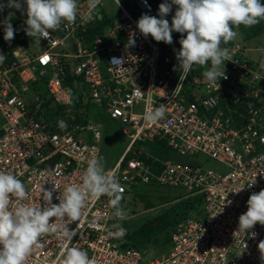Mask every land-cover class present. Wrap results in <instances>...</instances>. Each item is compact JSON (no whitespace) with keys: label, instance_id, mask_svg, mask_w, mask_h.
Masks as SVG:
<instances>
[{"label":"built area","instance_id":"built-area-1","mask_svg":"<svg viewBox=\"0 0 264 264\" xmlns=\"http://www.w3.org/2000/svg\"><path fill=\"white\" fill-rule=\"evenodd\" d=\"M127 1L134 13L114 0L119 9L114 19L99 10L100 4L94 19L86 21L87 0H77L75 23L61 24L48 40L27 36L22 25L13 26L14 39L6 42V17L0 14V54L6 57L0 63V171L17 176L35 205H44L42 187L57 185L52 202L58 204L68 184L81 182L88 160L101 156L100 134H94L93 142L83 134L94 131L93 120L106 116L122 125L128 139L121 157L106 170L115 172L124 188L123 209L127 196L160 188L176 190L173 197L179 202L201 198L202 206L194 210L195 218H183L169 229L168 253L148 260L144 251L128 245L127 232L122 239L108 234L112 224L122 221L113 217L109 198L102 196L88 203L79 226L67 225L69 230L78 227L71 242L45 236L46 248L27 264H58L65 244L87 251L97 264H264L258 249L264 225L238 231L250 195L264 189V46L254 50L257 57L239 45L228 47V78L213 87L197 81L203 93L196 95L186 86L188 75L180 80L181 73L172 66L182 34L173 31V43L166 44L150 35L144 38L137 28L144 13L159 18L164 0H147V5ZM176 7L165 17L170 25ZM107 19L113 23L97 31ZM89 30L95 33L91 36ZM133 35L135 45L126 47ZM113 57L124 58L121 67L111 63ZM42 89L53 104L48 110L42 107ZM75 91L80 109L71 106ZM161 104L165 118L146 123V110ZM46 114L54 117L46 120ZM60 120L66 129L58 126ZM137 142L161 144L181 157L206 155L223 168H209L198 158L192 165L154 155L137 149ZM55 156L58 160L48 168Z\"/></svg>","mask_w":264,"mask_h":264},{"label":"clouds","instance_id":"clouds-1","mask_svg":"<svg viewBox=\"0 0 264 264\" xmlns=\"http://www.w3.org/2000/svg\"><path fill=\"white\" fill-rule=\"evenodd\" d=\"M144 3L147 5V0ZM100 4L101 0H87L86 21L94 19ZM173 5L177 7L170 25L165 17L172 11ZM6 8L25 13L26 35L40 40H48L51 32L65 22L69 25L75 23L78 15L77 0H3L0 12ZM11 19L12 14L9 13L4 23L3 38L9 43L16 31ZM262 20L264 4L261 0H164L159 5V18L144 13L137 21V28L144 38L150 35L155 41L166 44L173 43V31L182 34L179 40L181 48L176 52L178 65L174 66V70L179 69L182 80L187 78L194 65L201 66L205 68L203 76L209 87H213L221 78H228L225 62L232 59L230 49L221 45L236 39L238 32L234 29L241 25L252 27ZM185 33L186 36L183 35ZM134 45L133 35L126 47ZM5 59V55L0 54V63ZM111 63L121 67L124 58L113 57ZM137 94H142V91ZM165 113L166 106L161 104L146 110L143 119L154 124L164 119ZM58 126L62 130L67 128L63 120L58 121ZM57 188V185L51 190L42 187L44 205H35L30 202L29 192L17 176L0 171V264H27L34 253L46 248L43 237L47 235L55 234L71 242L78 233V227L69 230L67 225L78 222L79 226V222L87 216L88 203L102 196L109 198L114 218L118 221L127 219L128 213L121 207L124 188L115 172L105 170L102 156L88 160L81 182L68 184L57 197L58 204L52 202ZM257 223L264 225V189L250 195L247 211L239 216L238 231H250ZM108 234L122 239L126 229L117 222L111 225ZM258 249L264 261V241L258 244ZM57 260L58 264H97L95 258H89L87 251L69 244L64 245Z\"/></svg>","mask_w":264,"mask_h":264},{"label":"rangeland","instance_id":"rangeland-1","mask_svg":"<svg viewBox=\"0 0 264 264\" xmlns=\"http://www.w3.org/2000/svg\"><path fill=\"white\" fill-rule=\"evenodd\" d=\"M0 2H3V0H0ZM120 2L126 6L130 13H134V8H131V5L127 0H120ZM101 6L102 7H99V10L101 8L100 11H102V13L106 14L108 17L113 16L114 19L115 16L118 15L119 9L114 0H102ZM9 13L12 14V19L10 22L14 27L19 28L22 25H25V13L17 11L14 8H6L3 12H0V14L5 15L6 19L8 18ZM235 31L238 32V35L234 40V44L241 46V48L247 49L256 47L260 44L262 45V42H264V35L262 37L256 38L255 40L252 39L250 41H244L242 32L239 29H236ZM37 43L40 46V41ZM177 51H179V49L175 51L173 50L172 52V66L178 65V61L176 59ZM252 52V56H258V53L253 49ZM200 69L203 70L202 67L194 65L192 70L189 72L186 81V86L193 88V93L196 95L203 93V88L201 85L202 83L199 85L196 84V82H201V79L203 81L206 80L203 76L204 71L201 72ZM177 70L179 74L180 71L178 68ZM196 74H200V76ZM91 125L94 127V131L88 130L85 134H83V136L86 137L87 141L93 142L94 134L99 133L101 136L99 140V146L102 152L101 156L104 158V161L108 163V167L113 166L121 157L128 144V139L121 132L122 125L117 121L110 120L106 116L96 118L93 120ZM135 147L137 149H142L145 152L155 151L159 154H169L168 156L170 157L181 159L183 163L193 165L197 163L199 159L203 165H206L209 168L215 170L223 168L222 165L218 164L216 161L210 159L206 155H200L198 157H181L175 153H171L167 147L157 143L137 142ZM104 165L105 169H107V165ZM177 193L178 192L176 190L166 188H160L157 190V192L149 189H140L137 193L129 195L126 198L124 210L128 213V216L127 219L119 223H121L122 227L126 229L127 234L129 236L131 235V239L127 238V243L134 244L136 248L144 251L148 260L161 258L163 255L168 253L171 244L169 229L158 234L157 238H154L150 242L143 243L139 239L138 235L135 234V232L144 221L154 218L166 217L169 221V225L171 226L183 218H195L196 216L194 209L185 210L183 203L175 200L173 196ZM140 195H147L148 198L144 200L140 197Z\"/></svg>","mask_w":264,"mask_h":264},{"label":"trees","instance_id":"trees-1","mask_svg":"<svg viewBox=\"0 0 264 264\" xmlns=\"http://www.w3.org/2000/svg\"><path fill=\"white\" fill-rule=\"evenodd\" d=\"M261 3L264 4V0H261ZM113 21L111 19H107L103 23H100L98 28L96 29L97 31H101V28L106 25V24H112ZM242 34H243V39L244 41H250L251 39H254L258 36H261L264 34V20L260 21V23L252 26V27H244L241 25L238 28ZM236 30V29H234ZM90 35L92 36L93 30H89ZM234 41L230 42L227 45H221L222 47H231L234 46ZM200 71H204L201 70ZM44 93L41 95V99L43 100V105L42 107L45 108L46 110L50 109L53 107L52 101L48 98L47 93H45V90L42 89ZM71 106L73 109H80L81 108V100L79 96L76 95V91L74 92V97L71 103ZM54 116L52 114H46L45 119L48 120V118H53ZM78 117V116H77ZM40 119V118H39ZM81 122V121H80ZM83 123H86L84 121ZM152 154L154 155H169V154H159L158 152L156 153L155 151H151ZM130 156V155H129ZM140 197L144 200H146L148 197L147 195H140ZM185 210H192L196 209L197 206L201 205V198H195L194 200H189V201H182ZM173 225H169V221L166 217L163 218H154L151 220L144 221L136 230L135 234L138 235L139 239L143 243H148L154 238H157L158 234H160L163 231H166L170 229ZM131 239V235L129 236L128 234L126 235V239ZM130 246L136 247L134 244H128Z\"/></svg>","mask_w":264,"mask_h":264},{"label":"crops","instance_id":"crops-1","mask_svg":"<svg viewBox=\"0 0 264 264\" xmlns=\"http://www.w3.org/2000/svg\"><path fill=\"white\" fill-rule=\"evenodd\" d=\"M264 34H262L261 36H258V37H262ZM258 37H256V38H258ZM256 38H254L253 40H255ZM252 40V39H251ZM264 46V42H262V45L260 44V45H258V46H256V47H252V48H247V49H249V50H257L259 47H263ZM104 164H106L107 166H108V163L107 162H105L104 161Z\"/></svg>","mask_w":264,"mask_h":264},{"label":"water","instance_id":"water-1","mask_svg":"<svg viewBox=\"0 0 264 264\" xmlns=\"http://www.w3.org/2000/svg\"><path fill=\"white\" fill-rule=\"evenodd\" d=\"M58 160V156H55L52 160H50L49 162L46 163V166L48 168L52 167L54 163H56V161Z\"/></svg>","mask_w":264,"mask_h":264},{"label":"bare ground","instance_id":"bare-ground-1","mask_svg":"<svg viewBox=\"0 0 264 264\" xmlns=\"http://www.w3.org/2000/svg\"><path fill=\"white\" fill-rule=\"evenodd\" d=\"M105 170H107V169H105Z\"/></svg>","mask_w":264,"mask_h":264}]
</instances>
